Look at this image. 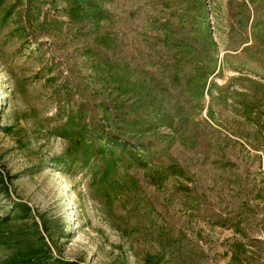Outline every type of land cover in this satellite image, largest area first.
I'll return each instance as SVG.
<instances>
[{"label":"rangeland","instance_id":"374dc122","mask_svg":"<svg viewBox=\"0 0 264 264\" xmlns=\"http://www.w3.org/2000/svg\"><path fill=\"white\" fill-rule=\"evenodd\" d=\"M242 2L0 0V263L229 264L236 240L243 264H264V43ZM179 22L217 45L200 99L177 54ZM231 24L248 32L238 48ZM140 64L150 69L144 84L161 91L153 114L172 125L159 130L175 138L149 162L166 173L161 185L74 143L84 125L110 129L102 100L132 101L111 67L133 75Z\"/></svg>","mask_w":264,"mask_h":264},{"label":"trees","instance_id":"16d2710c","mask_svg":"<svg viewBox=\"0 0 264 264\" xmlns=\"http://www.w3.org/2000/svg\"><path fill=\"white\" fill-rule=\"evenodd\" d=\"M245 11L247 24L252 28V35H257L258 40L264 43V7L259 0H249L248 3L239 4ZM230 15H239L229 7ZM196 27L191 23L186 26L179 22L176 26L178 34L175 44L177 45V54L182 60L192 65L193 73L188 79V86L194 94L196 91V99L203 96L208 78L214 76L217 71L216 51L217 45L212 35L207 30L205 32L197 31ZM201 32V33H200ZM228 40L232 47L238 48L243 42L249 40L246 28L241 29L230 25L228 30ZM140 69L133 67V75L126 74L128 69L125 67H111V75L117 85V90H130L133 93L132 101L128 104L119 97L110 100H102L100 106L104 113L113 116V122L110 123V129L102 122L84 125L86 132L81 139L74 143L79 145L83 150V155L89 154L93 157L100 158L102 154H107L111 159L116 154V159L122 161L125 166L130 167L136 165L144 169V174L149 176L156 185H161L167 175L163 170H156L149 164L153 153L164 151L172 146L175 138L172 134L163 133L159 130L161 126L166 125L172 127L168 117H161L153 114L152 106L158 104V97L161 91H151V88L144 84L146 77L150 75V69L144 68L140 64ZM116 71V73H115ZM175 77V74H172ZM212 79V78H211ZM164 90L163 92L167 91ZM193 96L187 100L191 105L190 108L184 107L182 117L188 118L191 113ZM199 109L202 105L198 104ZM194 113V112H193ZM28 209V207H27ZM41 220L42 232L50 237L48 226L45 220L39 215ZM6 218L3 219L5 221ZM43 236L40 235V239ZM243 243L234 241L231 246V257L229 264H243L248 262L249 256L242 249ZM50 252V247H46ZM29 257L36 255L38 251L31 247L28 251ZM51 254V253H50ZM50 260L41 263L39 257H36L31 264H57L59 260L48 256ZM14 257L4 260L0 264H10Z\"/></svg>","mask_w":264,"mask_h":264}]
</instances>
